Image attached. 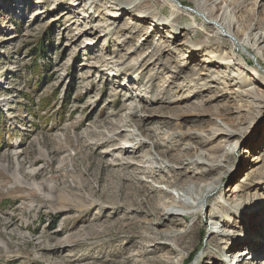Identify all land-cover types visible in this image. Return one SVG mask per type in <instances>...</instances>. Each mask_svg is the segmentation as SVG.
<instances>
[{"label": "rangeland", "instance_id": "374dc122", "mask_svg": "<svg viewBox=\"0 0 264 264\" xmlns=\"http://www.w3.org/2000/svg\"><path fill=\"white\" fill-rule=\"evenodd\" d=\"M131 1L0 0V264H264V99L242 92L264 90V0H224L258 60L203 0ZM218 181L200 212L166 214ZM209 214L226 247L247 240L223 249Z\"/></svg>", "mask_w": 264, "mask_h": 264}, {"label": "bare ground", "instance_id": "6f19581e", "mask_svg": "<svg viewBox=\"0 0 264 264\" xmlns=\"http://www.w3.org/2000/svg\"><path fill=\"white\" fill-rule=\"evenodd\" d=\"M84 1L86 2V4L89 5L90 8H94V6L98 5V2L100 4V1H102V0H84ZM121 1H122V4H124V5L129 4L130 2H132L131 0H121ZM165 1H172V0H165ZM219 5H220V7H218ZM217 12H219V13H217ZM193 13L196 14V15H199V16H203V18L205 19V21H207V23L210 25V27L214 31H216L217 35H219L220 37L226 38L228 40H231L232 41V45L235 48V50L239 49L242 52V54H245L247 56H252V57H254V59L258 60L259 53L255 52V49L257 47H254V46L251 47L247 43L245 38L239 37L238 34H237V30L239 28V26L237 24V20L229 19L227 17L229 14H228V10L226 9V2L224 0H212V1L203 0L201 7L193 9ZM97 16H100V14L97 15ZM110 17L117 19V18H120V14H118V15L114 14V13L110 14L109 17L105 19L106 22L102 25L103 27L110 28L109 25H108V24L112 23L110 21V19H111ZM173 17L174 16H172V18ZM174 24H176V19H174ZM117 28H118V26H117ZM258 40L264 41V32H261V33H259L257 35L256 41H258ZM233 55L235 57L230 58L228 60H225L223 62H226L227 64L242 63L243 61L246 62L245 58L241 54H240V57L238 55H236L234 53V50H233ZM259 69H261L260 72L264 73V68H260L259 67ZM258 81H259V84H264V79L262 80V79L258 78ZM242 92H243V94L247 95L250 98L253 97L254 99L257 98L259 100L260 99H264V90L262 92H260V91H258V89H256V87L246 88ZM248 102H250V101H248ZM220 130H222V129H220ZM224 132L227 135V137H231V136L234 135V132H232L231 130H224ZM237 145H238V143L234 144L233 150H235ZM206 160L207 159L206 158L204 159V156H201V160H199V159L195 160V163H193V164H195V165L201 164V166H204V167L206 166V168L207 167L210 168L212 166V164H208L206 162ZM187 164H189V162H187ZM161 169H162V167H161ZM149 170H151V169H149ZM169 170L172 172V171H174V168H169ZM203 171H205V169H203ZM37 173H39V172H37ZM148 173H149V171L146 174H148ZM150 174H151V171H150ZM189 182L192 183V181H190V180H189ZM218 183H219V181L215 182V183H211L210 185H208L207 188L204 189L203 194L198 199L197 198H193L194 197V192L196 191L195 190L196 187H194L193 185L192 186L191 185H186V187H184V184H183V186H181L182 193H178V196L173 198L174 201L177 204H174L172 202L173 204L169 203L170 206H168V205L165 206V207L168 206L166 208V211H165L166 214L169 215V216H174V217L175 216L185 217L188 213H191L190 212L191 209H194V211H199L200 212L202 210L203 206H204V203H207L208 198L218 191ZM171 185L172 186L175 185L173 181L171 182ZM176 186H178V185H176ZM183 187H184V189H183ZM191 198H192V200H194L193 202L191 201ZM160 207H161V205H160ZM163 207H164V205H163ZM252 212L255 213L257 211H253L252 210ZM209 218H210L208 220L209 226H207V227H209V229H208L209 233L210 234H214V236H220V238H221L220 244L222 246H224L223 249L227 248V251H229V253H231V251L233 250L234 247L235 248H239L241 246V244L244 243L247 240L248 237L247 238L243 237V238L239 239L238 242H235L231 246L226 247V243L228 241H230L232 238L236 237L237 235L232 230L230 231V230H227L225 228L221 229V226H222V224L223 225L225 224V227H229L230 228L232 225L227 221V219L223 215H220V214L219 215H214V216L209 214ZM177 231H179V230H175L173 232H168L167 231V235L166 236L171 242V243L168 242L167 244H170V245H177L178 244V240H180L183 235H181V233L177 234ZM153 235L155 236L157 234L147 231V234L145 233L143 236H141V239H142L141 244L143 245L145 243H148L152 239H155V237ZM252 243H253V241H252ZM164 244H166V243H164ZM156 246H158V245H156ZM127 250L128 249H126L125 252H127ZM249 253L250 252L241 251L239 253V255H238L241 259L240 258L236 259V263L235 264H238L240 261H244L245 258L246 259L250 258V257L253 258V255H250ZM233 260H234V258L231 261H233ZM230 264H233V263H230Z\"/></svg>", "mask_w": 264, "mask_h": 264}, {"label": "trees", "instance_id": "16d2710c", "mask_svg": "<svg viewBox=\"0 0 264 264\" xmlns=\"http://www.w3.org/2000/svg\"><path fill=\"white\" fill-rule=\"evenodd\" d=\"M37 54H38V52H37Z\"/></svg>", "mask_w": 264, "mask_h": 264}]
</instances>
